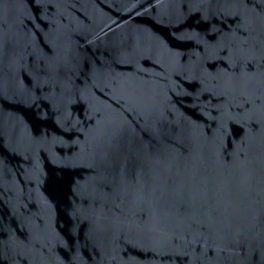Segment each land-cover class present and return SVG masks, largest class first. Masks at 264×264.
Wrapping results in <instances>:
<instances>
[{
    "label": "water",
    "instance_id": "95a60500",
    "mask_svg": "<svg viewBox=\"0 0 264 264\" xmlns=\"http://www.w3.org/2000/svg\"><path fill=\"white\" fill-rule=\"evenodd\" d=\"M0 264H264V0H0Z\"/></svg>",
    "mask_w": 264,
    "mask_h": 264
}]
</instances>
